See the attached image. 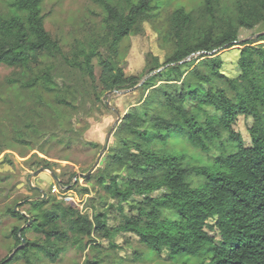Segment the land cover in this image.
Listing matches in <instances>:
<instances>
[{"label":"trees","instance_id":"obj_1","mask_svg":"<svg viewBox=\"0 0 264 264\" xmlns=\"http://www.w3.org/2000/svg\"><path fill=\"white\" fill-rule=\"evenodd\" d=\"M42 1L10 0L11 12L0 14V66L17 72L8 83H19L24 91L39 87L54 93V67L37 69L42 58L58 55L65 65L89 79L97 101L111 91L140 84L141 76L126 75L116 66L117 51L122 40L157 9L155 0H93L106 14L103 40L74 44L68 55L62 54L58 40L44 28ZM221 1L202 0L209 20L206 28L196 27L191 10L183 5L172 11L159 34L169 44L166 60L147 56L142 76L151 75L138 86V104L117 124L113 134L117 146L109 149L101 173L85 178L95 180L119 205L143 197L131 205L136 216L110 229L104 213L89 216L73 201L53 199L50 203L40 198L28 202L26 210L8 208L7 215L25 225L20 237L26 242L1 264H35L40 257L55 264L62 244L70 238L85 248L100 240L111 241L118 233L133 234L157 256L166 249L174 264H264V32L256 39L261 44H237L240 28L251 30L264 24V0H234L231 13L221 12ZM236 45L240 46L239 75L229 78L221 72L218 52ZM105 46L107 55L102 56L99 49ZM195 54L199 56L191 57ZM56 90L55 103L73 107V91L66 87L59 94ZM39 107L35 104L32 116L22 120L30 131ZM28 111L30 106L24 114ZM238 116L253 121L247 146L233 130ZM55 125L59 128L61 123ZM16 135L25 137L18 131ZM178 137L209 157V163H190L184 154L149 147L155 142L166 146L168 139ZM36 162L51 165L43 159ZM123 173L125 177L119 180ZM74 175L58 182L59 188L69 186ZM193 177L199 179L195 185ZM159 191L164 193L152 196ZM80 192L89 194L86 188ZM19 229L13 226L10 234L13 249L21 243ZM206 229L216 230L217 239ZM29 232L35 233L34 239L26 238ZM83 238L87 239L84 245ZM83 264L101 261L86 259Z\"/></svg>","mask_w":264,"mask_h":264},{"label":"rangeland","instance_id":"obj_2","mask_svg":"<svg viewBox=\"0 0 264 264\" xmlns=\"http://www.w3.org/2000/svg\"><path fill=\"white\" fill-rule=\"evenodd\" d=\"M9 1L0 0V14L7 15L11 12ZM234 2L222 0L221 12L231 13ZM155 5L157 9L150 13V17L140 22L136 30L118 46L116 66L122 68L126 75L141 76L143 79L147 75L142 76L148 55L159 62L166 60L170 51L169 44L164 42L159 34L177 6L183 5L186 10H191L196 27L206 28L209 25L202 9V0H155ZM41 12L45 30L53 39L58 40L63 55L70 54L74 44L85 45L103 40L102 27L106 14L103 7L93 0H43ZM152 15L155 17L152 18ZM262 32L264 24L251 30L240 28L237 44L245 41L253 42V45L261 44L262 42H256V39ZM105 48L106 46L99 49L102 56L107 55ZM238 48L240 46L236 45L218 52L222 62L221 72L229 78L239 75ZM198 56L199 54H195L191 57ZM190 59L188 58V61ZM49 66L54 67L53 77L59 89L58 93H64L66 87L70 93L73 91V107L67 108L55 103L53 97L57 91L56 87L54 93H47L39 87L24 91L19 83H8V79H15L17 72L13 73V69L0 66V149L5 146L3 151L0 150V264L15 250L14 242L10 239L13 226L25 227L23 222L7 215L8 208L14 207L17 210L19 207L20 210H26L28 202L38 200L43 195L50 203L53 199L64 201L60 197L65 194L89 216L93 213H104L107 216V227L111 229L128 217L136 216L137 212L131 211V205L143 200V197H132L119 205L116 200L105 194L104 189L98 186L95 180L88 182L85 179L91 174L97 176L101 173L109 149L117 146L113 136L117 127L116 121L132 106L138 104L141 98L138 85L133 89L106 94L97 101L89 79L65 65L60 56L42 58L37 70L43 71ZM93 66L97 76L99 67L96 58L93 60ZM219 87L225 89L222 85ZM35 104L40 107L33 116L34 123L30 131L24 127L22 120L26 121L27 118L24 117L32 116L31 109ZM29 106L30 111L25 115L24 112H27ZM55 123H61L60 129ZM252 123L251 118L238 116L233 126V130L241 135L246 146L250 143L248 129ZM17 131L25 137L19 138ZM166 143L167 145L163 146L155 142L149 147L161 153L184 154L190 163H194V160L197 164L209 163V157L189 147L182 138L168 139ZM212 154L216 152L213 151ZM41 159L50 162V167L36 162ZM34 164L40 166L39 169L32 170ZM34 172L38 173L31 178L29 184L27 176ZM71 174L75 175L70 185L59 188L58 182H65ZM124 177L123 173L119 180ZM191 181L195 185L199 179L193 177ZM82 188L88 189L89 194H81ZM162 193L164 192H155L152 196L158 197ZM206 230L209 236L217 239L216 230ZM35 236V233L29 232L26 238L32 240ZM73 242L74 239L70 238L67 243L62 244L63 250L55 264H83L86 259L91 262L100 260L101 264H174L168 259L166 249L157 256L133 234L118 233L111 241L100 240L96 246L85 248ZM86 242L87 239L83 238L82 245ZM112 245L115 248H112ZM40 258L35 264H52ZM16 264L24 263L21 261Z\"/></svg>","mask_w":264,"mask_h":264},{"label":"water","instance_id":"obj_3","mask_svg":"<svg viewBox=\"0 0 264 264\" xmlns=\"http://www.w3.org/2000/svg\"><path fill=\"white\" fill-rule=\"evenodd\" d=\"M158 71H159V70H158ZM153 73H154V72H153ZM150 75H151V74L146 75V76L141 80L140 84H142V83L144 82V80H146ZM140 84H138V86H139ZM113 93H118V91H111V92L107 93V95H111V94H113ZM119 121H120V117H118V119H117V121H116V124H118ZM96 165H97V163H96ZM96 165H95V166H96ZM95 166H94V167H95ZM37 173H38V172H34V173L29 174V175L27 176V179H26V180H27V182H28L29 184H31V178L34 177ZM42 195H43V194H42ZM41 198L44 200V199H45V195H43ZM38 199H40V198H38ZM22 214H24V213H22ZM24 215H25V214H24ZM21 229H22V228H20L19 231H18L19 237H20V231H21ZM20 241H21L20 245H19L17 248H15V250L13 251V253H12L11 255H13L18 249H21V248L24 246L25 242H26L25 239H24V238H21V237H20ZM10 258H11V256H10L9 258H7V259L5 260V262H7Z\"/></svg>","mask_w":264,"mask_h":264},{"label":"built area","instance_id":"obj_4","mask_svg":"<svg viewBox=\"0 0 264 264\" xmlns=\"http://www.w3.org/2000/svg\"><path fill=\"white\" fill-rule=\"evenodd\" d=\"M52 192L54 193V194H56L53 190H52ZM60 199H64V201H73V199L72 198H70L69 196H65V194H64V196H61L60 197ZM74 202V201H73ZM76 203V202H75Z\"/></svg>","mask_w":264,"mask_h":264}]
</instances>
